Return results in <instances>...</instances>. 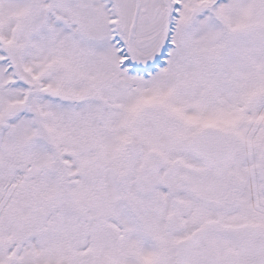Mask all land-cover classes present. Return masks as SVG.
<instances>
[{
    "label": "snow or ice",
    "instance_id": "snow-or-ice-1",
    "mask_svg": "<svg viewBox=\"0 0 264 264\" xmlns=\"http://www.w3.org/2000/svg\"><path fill=\"white\" fill-rule=\"evenodd\" d=\"M0 264H264V0H0Z\"/></svg>",
    "mask_w": 264,
    "mask_h": 264
}]
</instances>
